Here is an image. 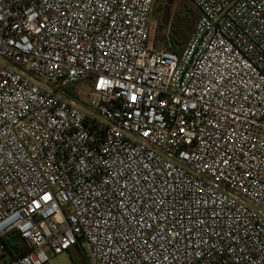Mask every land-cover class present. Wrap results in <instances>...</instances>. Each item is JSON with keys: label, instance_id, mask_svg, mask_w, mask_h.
Listing matches in <instances>:
<instances>
[{"label": "built area", "instance_id": "1", "mask_svg": "<svg viewBox=\"0 0 264 264\" xmlns=\"http://www.w3.org/2000/svg\"><path fill=\"white\" fill-rule=\"evenodd\" d=\"M188 1L0 0L3 264H264V0Z\"/></svg>", "mask_w": 264, "mask_h": 264}, {"label": "trees", "instance_id": "2", "mask_svg": "<svg viewBox=\"0 0 264 264\" xmlns=\"http://www.w3.org/2000/svg\"><path fill=\"white\" fill-rule=\"evenodd\" d=\"M158 2H160V0H158ZM160 8L162 9V4L157 6L156 11L160 10ZM197 18L198 12L194 6H191L187 1H182L177 9L172 11L166 29L165 45L167 46L165 47H167V49L174 54H180L194 30ZM157 45L158 44L155 41V46ZM9 246H11L10 243ZM78 249L81 254L83 264H88L83 254V250L81 247Z\"/></svg>", "mask_w": 264, "mask_h": 264}, {"label": "rangeland", "instance_id": "3", "mask_svg": "<svg viewBox=\"0 0 264 264\" xmlns=\"http://www.w3.org/2000/svg\"><path fill=\"white\" fill-rule=\"evenodd\" d=\"M182 1H187L188 0H174V3L172 4V8H171V14L172 11H174L175 9H177V7L182 3ZM157 4H162V9L160 8V10L156 11L155 9V14L157 16L156 17V22H157V27L155 28V30L152 33V41L155 44H158L156 47L157 48H167L165 46L166 42H165V37H166V32L164 35L159 34V27L162 25V21H163V16H164V12H165V7L167 4V0H160V2H158L157 0ZM189 4L192 6V4L189 2ZM170 14V17H171ZM170 20V19H169ZM92 87V80H86V81H82L76 85H73L69 88L63 89V92L68 93L69 95H71L72 97H75L76 94L78 92H82L83 93V97L80 99L82 102L86 103V95L87 93L91 90ZM83 103V104H84ZM87 106V104H86ZM14 241H11V243H13ZM79 247H81V245H77L76 247L72 248L69 252H64V253H60L58 255H54V256H50V261L48 264H83V260L81 257V254L79 253ZM6 260V258L0 259V264H3V262Z\"/></svg>", "mask_w": 264, "mask_h": 264}, {"label": "water", "instance_id": "4", "mask_svg": "<svg viewBox=\"0 0 264 264\" xmlns=\"http://www.w3.org/2000/svg\"><path fill=\"white\" fill-rule=\"evenodd\" d=\"M173 3H174V0H167L162 25L159 27V34L164 35L166 32L167 25H168L169 19H170L171 8H172Z\"/></svg>", "mask_w": 264, "mask_h": 264}, {"label": "flooded vegetation", "instance_id": "5", "mask_svg": "<svg viewBox=\"0 0 264 264\" xmlns=\"http://www.w3.org/2000/svg\"><path fill=\"white\" fill-rule=\"evenodd\" d=\"M157 6H158V4H157V0H154V15H155V16H157V15L155 14V9L157 8Z\"/></svg>", "mask_w": 264, "mask_h": 264}]
</instances>
